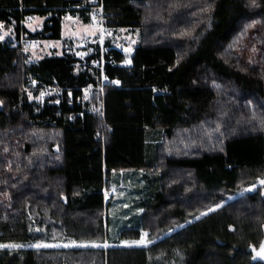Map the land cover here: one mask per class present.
<instances>
[{
    "label": "trees",
    "instance_id": "1",
    "mask_svg": "<svg viewBox=\"0 0 264 264\" xmlns=\"http://www.w3.org/2000/svg\"><path fill=\"white\" fill-rule=\"evenodd\" d=\"M86 5L0 0V30L17 33L0 39V244L22 245L0 264H264L248 251L264 235V0H97L107 29L140 31L129 64L109 39L104 81L97 55L31 61L21 36L61 39L66 8ZM148 167L156 186L117 239L152 243L35 247L105 243L109 176Z\"/></svg>",
    "mask_w": 264,
    "mask_h": 264
},
{
    "label": "rangeland",
    "instance_id": "2",
    "mask_svg": "<svg viewBox=\"0 0 264 264\" xmlns=\"http://www.w3.org/2000/svg\"><path fill=\"white\" fill-rule=\"evenodd\" d=\"M90 2L91 15L89 22H84L81 17L65 20L63 38L60 41H50L48 39L42 43L40 42L37 47H27L31 55V61L46 56L63 55L66 51L67 53L77 54L78 58L84 57L86 42L101 38L103 29H105V25L103 28L100 21V9L95 5V0H90ZM43 23V17L33 16L31 19L25 20L24 26L34 33L42 29ZM103 33L104 40L109 39L114 47L125 53L127 56L126 63H128L134 48L141 39L140 31L122 28L112 33L105 30ZM25 38H27L26 35ZM0 39L16 43L17 33L15 28L0 30ZM31 74L26 77L24 88L29 85ZM89 90L86 89L85 93L87 94ZM27 92L30 93L32 100L39 99L31 89H27ZM148 162L150 163V161ZM157 176V172L150 167L113 171L109 176L108 187L111 190L105 192L106 199L110 201L108 208V239L106 241L109 246H125L122 244L123 241L120 242L117 239L118 233L126 226L137 223V218L142 212L140 210L144 208L141 202L149 199L152 190L155 188L154 186H156Z\"/></svg>",
    "mask_w": 264,
    "mask_h": 264
},
{
    "label": "built area",
    "instance_id": "3",
    "mask_svg": "<svg viewBox=\"0 0 264 264\" xmlns=\"http://www.w3.org/2000/svg\"><path fill=\"white\" fill-rule=\"evenodd\" d=\"M95 3H97V0H95ZM81 8H89V6H73V7H68L66 8L65 12L62 14L61 18L64 20H68V19H74L79 17V10ZM100 9V21L102 23V26L104 28V18H103V7L100 5L98 7ZM26 19H31L30 16H26ZM13 24H16L17 21L16 19H12ZM21 26L24 25V22L22 21L20 23ZM108 31L109 33L114 32V28H109L107 29L105 27V29H103L104 31ZM102 32L103 36H101V38H98L95 41H87L85 44V57H92L93 55H97V58H94L91 60V66L93 68L99 69L102 78L104 79L105 76V64H106V54L109 53V49L108 47H106L105 45V40H104V33ZM21 42L25 47L28 48H33V47H37L39 46L40 41L38 39H29V38H25V36H21ZM38 83H39V79L36 75L31 74V78H30V82L29 85L27 87H25V90L27 91V89H31L34 90L38 87ZM48 91H55V90H59L58 87H49L47 88ZM46 92V90H43V94ZM90 93L89 91H87V94Z\"/></svg>",
    "mask_w": 264,
    "mask_h": 264
},
{
    "label": "snow or ice",
    "instance_id": "4",
    "mask_svg": "<svg viewBox=\"0 0 264 264\" xmlns=\"http://www.w3.org/2000/svg\"><path fill=\"white\" fill-rule=\"evenodd\" d=\"M3 25H0V27H2ZM128 63H130V61H128ZM116 83H119V81H117ZM258 184L259 185H264V179H259L258 180ZM256 184L251 185L248 189H246V191H252L256 188ZM231 199V197L229 198ZM223 204L218 203L216 205H214L213 207H210L207 209V212H202L201 215H207L208 212H213L217 209H219L220 207H222ZM125 207H127V205H125ZM140 211H143L142 209ZM197 219H199V217H197ZM182 227V226H181ZM148 237V233L147 232H141L140 234V238L138 240H134V241H123L122 244H124L125 246H143L146 247L148 243H152V241L147 239ZM9 247H22V245H7V244H0V248H9ZM35 247L37 248H49V247H55V248H59V247H64V248H69V247H76V248H87V247H93V248H100V247H109V245L105 242L103 244L101 243H96V242H84V243H78L76 241H71L70 243L67 244H63V245H59V244H37ZM261 249H262V253H264V244L261 245Z\"/></svg>",
    "mask_w": 264,
    "mask_h": 264
},
{
    "label": "crops",
    "instance_id": "5",
    "mask_svg": "<svg viewBox=\"0 0 264 264\" xmlns=\"http://www.w3.org/2000/svg\"><path fill=\"white\" fill-rule=\"evenodd\" d=\"M87 15H91V12H88V13H86ZM41 17V16H40ZM44 18V20H45V17H43ZM81 18H83V17H81ZM83 21L84 22H89V21H86L84 18H83ZM65 24V23H64ZM64 29H65V26L63 27ZM63 29V30H64ZM62 33H63V31H62ZM62 38H63V34H62ZM61 38V39H62ZM61 39H57V40H55V39H49L50 41H52V40H55V41H60ZM48 40V39H47ZM47 40H40L39 39V41L42 43L43 41H47ZM112 46H113V44H112ZM114 47V46H113ZM116 48V47H115ZM118 49V48H117ZM120 50V49H119ZM66 53H67V51H66ZM77 55V54H76ZM57 56H60V55H57ZM103 81H104V79H103ZM87 97V96H86ZM153 132V131H152ZM151 133H149L148 134V137H147V144H146V146H145V155H146V157H152L153 156V152H154V145H155V141L153 140L155 137H151ZM157 138V137H156ZM155 138V139H156ZM149 147V148H148ZM148 149H149V151H148Z\"/></svg>",
    "mask_w": 264,
    "mask_h": 264
},
{
    "label": "water",
    "instance_id": "6",
    "mask_svg": "<svg viewBox=\"0 0 264 264\" xmlns=\"http://www.w3.org/2000/svg\"><path fill=\"white\" fill-rule=\"evenodd\" d=\"M262 244H264V235L258 247H255L254 245H250L248 249V251L252 252V261L254 263L259 261H262L264 263V253H262V249H261Z\"/></svg>",
    "mask_w": 264,
    "mask_h": 264
},
{
    "label": "bare ground",
    "instance_id": "7",
    "mask_svg": "<svg viewBox=\"0 0 264 264\" xmlns=\"http://www.w3.org/2000/svg\"><path fill=\"white\" fill-rule=\"evenodd\" d=\"M39 40V39H38ZM86 92V91H85Z\"/></svg>",
    "mask_w": 264,
    "mask_h": 264
},
{
    "label": "flooded vegetation",
    "instance_id": "8",
    "mask_svg": "<svg viewBox=\"0 0 264 264\" xmlns=\"http://www.w3.org/2000/svg\"><path fill=\"white\" fill-rule=\"evenodd\" d=\"M260 262H262V261H260Z\"/></svg>",
    "mask_w": 264,
    "mask_h": 264
}]
</instances>
